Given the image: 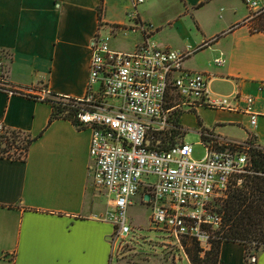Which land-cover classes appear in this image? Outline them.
<instances>
[{"label": "crops", "instance_id": "obj_1", "mask_svg": "<svg viewBox=\"0 0 264 264\" xmlns=\"http://www.w3.org/2000/svg\"><path fill=\"white\" fill-rule=\"evenodd\" d=\"M131 9L132 0H0V76L24 93L0 89V121L35 138L25 158H0V264H112L114 225L101 218L105 191L92 183V132L65 118L51 122L52 104L36 97L48 89L52 96L83 98L94 34L129 36L122 29L135 23L127 16ZM138 13L161 47L196 49L185 68L210 75L212 95L239 90L264 106V32L253 31L257 18L245 22L244 0H144ZM188 16L199 31L194 46L182 24ZM174 29L177 37L167 33ZM219 57L223 65L216 64ZM209 109L192 111L200 116ZM216 113L210 129L198 117L201 132L228 138L216 130L238 126V140L253 134L264 143V117L252 128L242 112ZM245 255L243 244L223 242L219 264H252ZM256 256L254 264H264V250Z\"/></svg>", "mask_w": 264, "mask_h": 264}, {"label": "built area", "instance_id": "obj_2", "mask_svg": "<svg viewBox=\"0 0 264 264\" xmlns=\"http://www.w3.org/2000/svg\"><path fill=\"white\" fill-rule=\"evenodd\" d=\"M143 1L132 0L127 16L135 23L122 29L125 34L140 31L144 36L132 51L111 47L114 32L98 30L94 34L89 84L83 98L52 96L48 89H42L36 98L65 102L73 99L76 126L92 132V183L110 196L113 207L101 218L114 225L118 237L132 232L127 208L139 196L151 208L154 226L180 243L186 239L195 241L203 255L223 225L218 203L232 186L242 185L245 175L251 173L250 149L264 147L253 134L247 140H238L211 131L202 132L206 155L199 159L193 157V144L184 138L179 137L170 148L156 145L173 135L176 111L205 106L242 112L249 117L250 126L256 128L264 117V106L259 108L256 96L239 90L212 95L210 75L185 68L196 49L163 48L153 38L152 26L139 21L138 5ZM244 3L249 10L245 22L252 23L264 15V0ZM251 26L257 31L255 25ZM215 62L223 65L225 58ZM2 67L0 59V72ZM0 89L24 94L8 87L4 76H0ZM6 131L0 121V134ZM247 261L256 263V253L251 252Z\"/></svg>", "mask_w": 264, "mask_h": 264}, {"label": "rangeland", "instance_id": "obj_3", "mask_svg": "<svg viewBox=\"0 0 264 264\" xmlns=\"http://www.w3.org/2000/svg\"><path fill=\"white\" fill-rule=\"evenodd\" d=\"M184 29L193 36L191 41H187V44H196L199 37L195 39L196 33H198L197 25L192 16H188L182 20ZM191 31V32H189ZM196 32V33H195ZM168 34L177 37V30H169ZM199 35V34H198ZM143 41L141 33L132 32L129 36H124L122 33L112 36L111 42L117 45H121L122 51H132L136 45ZM209 109V108H208ZM216 111L209 109L202 111L199 116L196 111H189L185 109L182 115L181 123L186 130L184 140L193 144V157L196 159L202 158L206 155V147L202 143L201 139V125L198 123V117L202 120V125L207 129L213 127L212 121L216 117ZM207 118H205V115ZM216 132L227 135L228 138L239 139L243 136V132L238 126L228 125L225 128H218ZM2 136L16 138V144L12 147L8 146L2 139ZM27 139V136L23 133L16 131H6L0 134V157L10 156L12 158H25V153H21L16 147L22 146ZM4 141V142H2ZM264 146V143H261ZM154 180L155 178L152 177ZM103 206L107 207V210H112L113 207L110 204V196L107 193L101 195ZM127 217L129 224L132 227V232L126 237H118L115 232L112 235L113 252H112V264H192L190 257L187 253L186 247H192L193 241L190 239L182 240V243L178 242L175 238L169 236L164 230L157 228L151 222V208L143 204L140 197L137 196L133 199V203L127 208ZM186 244V245H185ZM252 252H259L264 250L251 249ZM203 254L202 256H204Z\"/></svg>", "mask_w": 264, "mask_h": 264}, {"label": "trees", "instance_id": "obj_4", "mask_svg": "<svg viewBox=\"0 0 264 264\" xmlns=\"http://www.w3.org/2000/svg\"><path fill=\"white\" fill-rule=\"evenodd\" d=\"M257 31L264 32V15L255 20ZM47 102L52 104L53 110L50 121L65 118L71 120L75 125L76 108L73 99L65 102L61 99L47 98ZM183 111L174 113V133L166 136L161 144L156 145L161 148H170L180 139L184 138L186 131L179 123ZM23 133L21 131H16ZM25 143L16 147L25 157L29 146L35 140L26 133ZM201 132V138H203ZM2 141L12 147L16 144V138L2 136ZM1 143V142H0ZM251 173L245 175L242 185H234L230 188L226 198L218 203L219 210L223 214V225L216 233V238L212 242L211 248L201 255V248L193 241V246L186 247L192 264H219L220 250L223 242H239L244 245L246 258L252 252L251 249H264V150L251 148L249 151ZM0 158H12L10 156ZM186 245V244H185Z\"/></svg>", "mask_w": 264, "mask_h": 264}, {"label": "water", "instance_id": "obj_5", "mask_svg": "<svg viewBox=\"0 0 264 264\" xmlns=\"http://www.w3.org/2000/svg\"><path fill=\"white\" fill-rule=\"evenodd\" d=\"M147 198V197H146Z\"/></svg>", "mask_w": 264, "mask_h": 264}]
</instances>
